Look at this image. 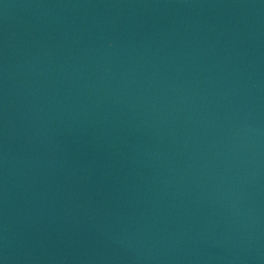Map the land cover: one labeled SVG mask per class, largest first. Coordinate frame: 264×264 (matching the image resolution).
<instances>
[{
  "label": "water",
  "instance_id": "1",
  "mask_svg": "<svg viewBox=\"0 0 264 264\" xmlns=\"http://www.w3.org/2000/svg\"><path fill=\"white\" fill-rule=\"evenodd\" d=\"M0 264H264V0H0Z\"/></svg>",
  "mask_w": 264,
  "mask_h": 264
}]
</instances>
